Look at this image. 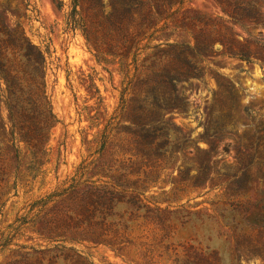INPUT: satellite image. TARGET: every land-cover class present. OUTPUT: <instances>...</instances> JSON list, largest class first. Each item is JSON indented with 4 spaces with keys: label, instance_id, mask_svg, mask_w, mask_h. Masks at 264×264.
<instances>
[{
    "label": "rangeland",
    "instance_id": "374dc122",
    "mask_svg": "<svg viewBox=\"0 0 264 264\" xmlns=\"http://www.w3.org/2000/svg\"><path fill=\"white\" fill-rule=\"evenodd\" d=\"M110 1L78 0L74 7V0H0L8 29L20 26L32 44L51 52L47 94L59 121L51 131L47 156L35 164L33 149L19 138L32 143L40 134L43 139L44 117L27 113L14 129L5 104L6 85L1 83L0 264H77L75 252L92 264L143 262L135 248L121 257L105 245L64 243L62 234L48 238L54 226H61L67 238L79 237L72 218L87 191L83 187L57 199L60 203L52 202L47 211L35 205L79 177L111 184L102 174L109 167L115 177L126 173L130 183L151 172L150 188L139 198L151 208L173 212L166 221L172 226L167 244L172 249L209 247L219 252L223 264H264V1L241 12L239 24L223 8L241 0L187 4L190 13L205 21L222 20L241 44L236 55L250 59L233 56L216 43L215 53L204 54L203 63L196 57L188 74L175 75L177 94L170 99V88L156 85L148 90L142 81L151 73L154 49L144 51L136 66L131 61L126 77L119 59L95 49L92 42L107 51L95 29L92 42L82 26L73 29L72 20L85 18L92 26L96 16L110 14ZM169 40L195 45L179 29ZM159 42L155 38L150 46ZM176 63L181 68L185 60L180 56ZM151 93L167 111L149 112L145 100ZM153 143L156 150L145 152ZM197 147L207 153L197 152ZM82 164L88 168L81 176ZM35 171L39 175L34 179ZM120 207L117 213L122 214ZM130 222L137 243L154 245L166 233L154 229L161 221L131 217ZM154 262L170 264L158 257Z\"/></svg>",
    "mask_w": 264,
    "mask_h": 264
},
{
    "label": "trees",
    "instance_id": "16d2710c",
    "mask_svg": "<svg viewBox=\"0 0 264 264\" xmlns=\"http://www.w3.org/2000/svg\"><path fill=\"white\" fill-rule=\"evenodd\" d=\"M190 1L111 0L112 12L110 14L96 16L92 26L87 24L85 18L72 20L73 29L82 26L88 42H92L89 37L92 30L95 29L99 37L102 38L103 44L107 46V51L102 52L96 45L97 43L92 42L95 49L99 54H109L115 59H119L126 77L130 72V62L132 61V64L136 66L144 51L149 48L154 49L155 52L150 58L153 60V66L148 68L151 73L142 81L148 90H152V88L155 90L154 86L156 85L170 88L172 91L168 96L170 99L177 94L178 79L175 75L188 74L196 57L201 59L199 63H203L205 61L204 54L215 53L216 43H219L223 50L229 51L233 56L244 60L250 59L244 54L236 55L235 48L240 47L241 44L234 36L230 35L229 28L224 25L222 20L210 23L205 21L204 16L190 13L187 7ZM256 1L241 0L234 7L229 5L223 8V11L234 23L239 24L240 19L244 16L241 12H246V9L254 6ZM77 5L78 0H74L73 6L77 7ZM178 29L190 34L195 39L194 48L187 43L170 42V36ZM155 38H158L160 42L151 47V42ZM144 42L146 43L144 44ZM196 51H201L202 54H193ZM50 54L48 48L43 50L32 44L20 26L12 31L9 30L4 18L0 15V85L1 83L6 85L5 104L9 110L13 127L15 129L20 124L19 119L27 113L30 115L41 114L44 117L45 135L43 139L40 134L33 137L32 143L23 135H20L19 138L33 149L31 154L35 164L42 162L47 156L48 149L46 147L51 137V131L59 123L47 94V76L50 64L48 57ZM180 56L185 60L181 68L177 67L176 63L177 57ZM134 81L135 78L130 80L131 88H134ZM153 95L151 93L145 100L146 104L147 101L149 102L147 105L150 108L149 112L167 111V109L160 108L158 98ZM130 103H133V100ZM130 121L138 127L133 118H130ZM19 129L21 131L23 127H19ZM144 150L150 152L156 150V147L153 143ZM196 151L207 153L199 147L196 148ZM87 168L88 166L84 164L78 168L81 176ZM114 172L111 167L102 172L104 177L111 179V184L96 185L89 179L83 180L79 177V179H73V184L68 188L61 192L56 191L35 203L36 206H40L41 210L47 211L49 204L63 198L69 192L78 193L76 191L81 187L87 190L81 196L82 202L78 206L77 217H71L75 223L76 231L74 232L79 237L67 238L66 232L61 233V226H54L50 227V231L46 233L49 239H58L59 234H62L61 237L64 239L61 241L64 243L87 241L96 246L105 245L121 257L130 256L132 248H135L138 252L137 256L144 260L136 264H156L154 262L156 257L162 260L167 259L170 264H223L219 252L209 247L202 249L191 246L180 251L177 248L179 246L172 249L171 245H167L172 238L173 231L172 226L167 225L166 221H170L169 217L173 212L167 209L151 208L142 204L143 200L139 198L150 188L151 182L148 180L151 172H143L144 179H138L133 183H130L126 173L123 172L121 177H115ZM33 174L35 179L39 172L35 171ZM5 176L6 173L3 177ZM7 179L8 177L4 178L6 182ZM129 192L131 193L129 194ZM136 192L139 193L138 196H133ZM125 198H129L128 202L124 200ZM57 203L60 202L56 201L55 204ZM126 205L128 206L126 207ZM118 207H120V211H123L122 214L117 213L119 212ZM126 216L128 217L126 218ZM131 217H137L144 221H161L154 229L164 230L166 233L163 232L159 240L155 239L157 242L154 245L137 243L130 234L132 231ZM65 228H69L68 225ZM63 249L74 252L73 248L63 247ZM74 255L76 259H73V262L92 264L78 252H75Z\"/></svg>",
    "mask_w": 264,
    "mask_h": 264
}]
</instances>
